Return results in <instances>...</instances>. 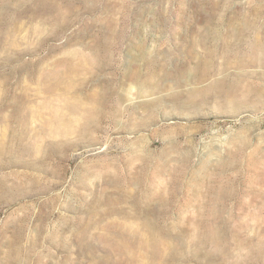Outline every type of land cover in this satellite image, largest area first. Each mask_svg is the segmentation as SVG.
Segmentation results:
<instances>
[{"label": "rangeland", "instance_id": "rangeland-1", "mask_svg": "<svg viewBox=\"0 0 264 264\" xmlns=\"http://www.w3.org/2000/svg\"><path fill=\"white\" fill-rule=\"evenodd\" d=\"M263 43L264 0H0V264H264Z\"/></svg>", "mask_w": 264, "mask_h": 264}, {"label": "bare ground", "instance_id": "bare-ground-1", "mask_svg": "<svg viewBox=\"0 0 264 264\" xmlns=\"http://www.w3.org/2000/svg\"><path fill=\"white\" fill-rule=\"evenodd\" d=\"M51 21H52V19H51ZM13 38H14V37H13ZM11 40H12V39H11ZM17 40H18V39H17ZM12 42H14V41H12ZM260 43H262V42H260ZM263 45H264V43H263ZM104 46H105V45H104ZM260 46H261V45H260ZM260 46H259V47H260ZM108 47H110V46H108ZM108 47H107V48H108ZM70 52H71V51H70ZM94 53H95V52H94ZM76 54H77V53H76ZM96 54H97V53H96ZM96 54H95V55H96ZM67 55H68V54H67ZM70 55H71V54H70ZM72 55H73V52H72ZM68 56H69V55H68ZM73 56H75V54H74ZM96 56H97V55H96ZM259 56H260V58H261V55H260V54H259ZM259 56H258V57H259ZM77 57H78V56H77ZM258 57L256 56L257 61H258ZM69 58H70V57H69ZM72 58H73V57H72ZM85 58H86V57H85ZM94 58H95V56H94ZM94 58H93V59H94ZM99 58H100V57H99ZM260 58H259V59H260ZM62 59H63V58H62ZM65 59H66V58H65ZM65 59H64V60H65ZM67 59H68V57H67ZM75 59H77V58H75ZM78 59H79V57H78ZM100 59H101V58H100ZM69 60H70V59H69ZM72 60H73V59H72ZM107 60H108V59H107ZM109 60H110V59H109ZM261 60H262V59H261ZM261 60H260V61H261ZM263 60H264V59H263ZM59 61H60V60H59ZM74 61H75V60H74ZM58 63H59V62H58ZM58 63H57V64H58ZM63 63H64V62H63ZM66 63H67V62H66ZM100 63H101V62H100ZM261 63H262V62H261ZM57 64H56V65H57ZM263 64H264V63H263ZM56 65H55V66H56ZM78 65H79V64H78ZM83 65H84V64H83ZM98 65H99V64H98ZM72 66H73V65H72ZM94 66H95V64H94ZM56 67H57V66H56ZM67 67H68V66H67ZM85 67H86V66H85ZM92 67H93V66H92ZM48 68H49V67H48ZM53 68H54V66H53ZM75 68H76V67H75ZM75 68H74V69H75ZM77 68H78V66H77ZM80 68H81V67H80ZM44 69H45V68H44ZM49 69H51V67H50ZM65 69H66V67H65ZM68 69H69V68H68ZM70 69H71V67H70ZM74 69H73V70H74ZM84 69H86V68H84ZM84 69H83V70H84ZM66 70H67V69H66ZM77 71H78V70H77ZM79 71H80V70H79ZM57 72H58V71H57ZM62 72H63V71H62ZM69 72H70V71H69ZM48 73H49V72H48ZM59 74H60V73H59ZM34 75H35V74H34ZM49 76H50V75H49ZM51 76H52V75H51ZM76 76H77V75H76ZM76 76H75V77H76ZM260 77H262V76H260ZM54 78H55V77H54ZM57 78H58V77H57ZM65 78H66V75H65ZM68 78H69V77H68ZM42 79H43V78H42ZM55 79H56V78H55ZM60 79H62V77H60ZM70 79H71V78H70ZM79 79H80V78H79ZM244 79H245V78H244ZM73 80H74V79H73ZM48 81H50V80H48ZM71 81H72V79H71ZM55 82H56V81H55ZM72 82H73V81H72ZM237 82H238V81H237ZM242 82H243V81H242ZM67 83H68V82H67ZM73 83H74V82H73ZM44 84H45V83H44ZM57 84H59V83H57ZM65 84H66V83H65ZM251 84H252V83H251ZM251 84H250V85H251ZM42 85H43V84H42ZM59 85H60V84H59ZM81 85H82V84H81ZM250 85H249L248 87H250ZM253 85H254V84H253ZM253 85H252V86H253ZM261 85H262V84H261ZM48 86H49V85H48ZM54 86H55V85H54ZM71 86H72V85H71ZM245 86H246V85H245ZM245 86H244V88H245ZM255 86H256V85H255ZM42 87H43V86H42ZM57 87H58V86H57ZM60 87H62V86H60ZM65 87H66V86H65ZM67 87H68V86H67ZM248 87H247V88H248ZM258 87H259V86H258ZM62 88H63V87H62ZM70 88H71V87H70ZM79 88H80V87H79ZM244 88H243V89H244ZM256 88H257V87H256ZM26 89H27V88H26ZM73 89H74V88H73ZM249 89H250V88H249ZM249 89H248V91H249ZM263 89H264V88L262 87V90H263ZM64 90H65V89H64ZM64 90H63V91H64ZM68 90H70V89H68ZM68 90H67V91H68ZM239 90H240V88H239ZM241 90H242V89H241ZM245 90H246V92H247V89H245ZM262 90H261V91H262ZM256 91H257V90L255 89V92H256ZM242 92H244V90H242ZM242 92H241V94H242ZM246 92H245V93H246ZM249 92H251V90H250ZM249 92H248V93H249ZM255 92H254V93H255ZM58 93H59V92H58ZM97 93H98V91H97ZM256 93H258V91H257ZM261 93H262V92H261ZM52 94H53V93H52ZM63 94H64V93H63ZM67 94H70V93H67ZM98 94H99V93H98ZM236 94H237V93H236ZM236 94H235V96H236ZM250 94H251V93H250ZM10 95H11V94H10ZM28 95H29V94H28ZM103 95H104V94H103ZM233 95H234V93H233ZM246 95H247V94H246ZM253 95H254V94H253ZM258 95H259V94H258ZM263 95H264V94H263ZM65 96H67V95H65ZM68 96H69V95H68ZM92 96H93V95H92ZM239 96H240V95H239ZM13 97H14V96H13ZM25 97H26V96H25ZM97 97H98V96H97ZM105 97H106V96H105ZM107 97H108V96H107ZM250 97H251V96H250ZM261 97H262V94H261ZM17 98H18V97H17ZM22 98H23V97H22ZM22 98H21V99H22ZM27 98L29 99V97H27ZM30 98H31V97H30ZM53 98H54V97H53ZM91 98H92V97H91ZM98 98H99V97H98ZM245 98H246V97H245ZM31 99H32V98H31ZM43 99H44V98H43ZM45 99H46V98H45ZM67 99H68V98H67ZM92 99H93V98H92ZM241 99H243V96H242ZM247 99H248V98H247ZM23 100H24V99H23ZM32 100H33V99H32ZM68 100H70V99H68ZM76 100H77V99H76ZM78 100H79V99H78ZM112 100H113V99H112ZM26 101H27V99H26ZM73 101H74V100H73ZM90 101H91V100H90ZM113 101H114V100H113ZM236 101H239V100H236ZM255 101H256V100H255ZM16 102H17V101H16ZM19 102H20V101H19ZM22 102H23V101H21V103H22ZM31 102H32V101H31ZM44 102H45V101H44ZM94 102H95V101H94ZM107 102H108V101H107ZM115 102H116V101H115ZM258 102H259V101H258ZM38 103H39V102H38ZM62 103H63V102H62ZM78 103H79V102H78ZM91 103H92V102H91ZM91 103H90V104H91ZM255 103H257V101H256ZM66 104H68V103H66ZM74 104H76V103H74ZM74 104H72V108H73L74 110H76L77 112L79 111L80 114H83L84 111L81 109L82 107L76 106V105H74ZM109 104H110V102H109ZM150 104H151V103H150ZM150 104H149V105H150ZM252 104H254V103H252ZM257 104H258V103H257ZM15 105H16V103H15ZM59 105H62V104H59ZM95 105L97 106V104H95ZM103 105H104V104H103ZM115 105H116V104H115ZM118 105H119V104H118ZM239 105H240V104H239ZM254 105H256V104H254ZM259 105H260V104H259ZM16 106H17V105H16ZM22 106H23V105H22ZM92 106H93V104H92ZM100 106H102V105H100ZM111 106H112V105H111ZM23 107H24V106H23ZM26 107H27V106H26ZM26 107H25V108H26ZM65 107H66V106H65ZM86 107H87V106L85 105V108H86ZM94 107H95V106H94ZM106 107H107V106H106ZM85 108L83 107V109H85ZM99 108H100V107H99ZM104 108H105V107H104ZM110 108H111V107H110ZM22 109H24V108H22ZM22 109H20V110H22ZM33 109H34V108H33ZM55 109H56V108H55ZM60 109H61V108H60ZM60 109H56V110H58V112L55 113L56 115H57V114H62ZM93 109H94V108H93ZM96 109H98V108H96ZM102 109H103V108H102ZM106 109H107V108H106ZM20 110H19V111H20ZM69 110H70V109H69ZM118 110H119V109H118ZM26 111H27V110H26ZM72 111H73V110H72ZM90 111H91V110H90ZM95 111H96V110H95ZM111 111H112V110H111ZM13 112H14V111H12V113H13ZM20 112H21V111H20ZM29 112H30V111H29ZM54 112H55V111H54ZM101 112H103V111H101ZM116 112H117V111H116ZM24 113H25V112H24ZM89 113H90V112H88L87 114H89ZM99 113H100V112H99ZM112 113H113V112H112ZM0 114H1V113H0ZM10 114H11V113H10ZM18 114H19V113H18ZM25 114H26V113H25ZM28 114H29V113H28ZM31 114H32V113H31ZM80 114H79V115H80ZM85 114H86V113H85ZM96 114H97V113H96ZM107 114H108V113H107ZM110 114H111V113H110ZM134 114H135V113H134ZM8 115H9V113H8ZM8 115H7V116H8ZM14 115H15V114H14ZM52 115H53V113H52ZM52 115H51V116H52ZM113 115H114V114H113ZM118 115H119V114H118ZM11 116H12V115H11ZM11 116H10V117H11ZM30 116H31V115H30ZM83 116H84V115H83ZM94 116H95V113H94ZM110 116H111V115H110ZM110 116H109V117H110ZM1 117H2V116H1ZM1 117H0V119H2ZM4 117H5V116H4ZM10 117H8V118H10ZM18 117H19V116H18ZM21 117H22V116H21ZM21 117H20V118H21ZM69 117H70V116H69ZM79 117H80V116H79ZM85 117H86V118H89V119L91 120L90 116H89V117L85 116ZM105 117H106V116H105ZM13 118H14V117H13ZM15 118H16V117H15ZM51 118H52V117H51ZM66 118H67V117H66ZM5 119H7V118H5ZM5 119H4V120H5ZM27 119H28V118H27ZM68 119H69V118H68ZM68 119H67V120H68ZM71 119H72V118H71ZM7 120H8V119H7ZM62 120H63V119H62ZM78 120H81V119H78ZM78 120H76V121H78ZM83 120H84V118H83ZM83 120H81V121H83ZM85 120H86V122H88L87 119H85ZM85 120H84V121H85ZM96 120H97V119H96ZM19 121H20V120H19ZM53 121H54V124H53V125H54V132H55V133H61V132H64V133H65V132H66V131H64V130H65V128H64V127H65V123H68V124L71 123V120H70V119H69L68 122H65V123H64V121L62 122L60 118H57L56 120H55V118H54ZM65 121H66V119H65ZM84 121H83V122H84ZM91 121H92V120H91ZM22 122H23V121H22ZM28 122H29V119H28ZM28 122H27V123H28ZM83 122L80 123V124H83ZM7 123H8V121H7ZM7 123H6V124H7ZM15 123H17V121H16ZM72 123H73V122H72ZM76 123H77V122H76ZM78 123H79V122H78ZM89 123H90V122H89ZM89 123H87V124H89ZM92 123H93V121H92ZM99 123H100V122H99ZM8 124H9V123H8ZM28 124H29V123H28ZM49 124H50V123H49ZM90 124H91V123H90ZM4 125H5V124H4ZM72 125H73V124H72ZM72 125H71V127H69V125H68V128H69L68 133L70 132V130H71V128H72ZM94 125H95V124H94ZM9 126H10V125H9ZM17 126H20V125L17 123ZM22 126H23V125H22ZM29 126H30V125H29ZM48 126H49V125H48ZM77 126H78V125L76 124V127H77ZM82 126H83V125H82ZM82 126H81V127H82ZM6 127L9 128L8 125H7ZM74 127H75V126L73 125V128H74ZM76 127H75V128H76ZM84 127H86V126H84ZM92 127H93V126H92ZM95 127H96V126H95ZM2 128H3V127H2ZM13 128H14V127H13ZM26 128H27V127H26ZM48 128H49V127H48ZM4 129H5V128H4ZM10 129H11V128H10ZM28 129H29V128H28ZM40 129H41V127H40ZM79 129H80V128H79ZM86 129H87V128H86ZM88 129H89V128H88ZM88 129H87V130H88ZM90 129H92V128H90ZM90 129H89V130H90ZM97 129H98V128H97ZM26 130H27V129H26ZM81 130H82V128H81ZM6 131H7V130H6ZM35 131H37V129H36ZM75 131H77V130L75 129ZM79 131H80V130H79ZM84 131H85V129H84ZM92 131H94V130H92ZM92 131H91V132H92ZM8 132H9V131H8ZM27 132H28V131H27ZM31 132H32V130H31ZM37 132H38V131H37ZM49 132H50V131H49ZM72 132H74V131H72ZM72 132H70V133H72ZM87 132H88V131H87ZM9 133H10V132H9ZM35 133H36V132H35ZM80 133H82V132L80 131L79 134H80ZM83 133H86V131L83 132ZM89 133H90V132H89ZM93 133H94V132H93ZM32 134H33V133H32ZM38 134H39V133H38ZM50 134H51V133H50ZM73 134H75V132H74ZM79 134H78V135H79ZM2 135H3V136H2ZM52 135H54V134H52ZM0 136H2V138L0 139V166L3 165V164H7V163H8V161H7L6 163H4V161H3V159H2L3 157L5 158V156H7V155H10L11 158H12V159H10V162H12V161H17V158H16V160L14 159V155H16L15 152L18 151L19 149H23V152H26V151H33V150H36V151H37V149L40 147L38 144L35 145V144H32V143H31L32 145H29V146L24 145V143H22V141H23V139H25V138L27 137V133L24 132V131H22V130H21V131L14 130L13 134H10V135H7V134H5V132H2V133H0ZM47 136H48V133H47ZM80 136H81V135H80ZM82 136H83V135H82ZM87 136H88V135H87ZM52 137H53V136H52ZM64 137H65V136H64ZM68 137H69V135H68ZM77 137H78V136H77ZM84 137H85V136H84ZM9 138H10L11 140L13 139V140H15V141L17 142V145H16L17 148H16L15 152L13 151V150H14V147H10V148H8V150L6 151V149H7V147H8V146H7V142H6V140H9ZM85 138H87V137H85ZM80 139H81V138H80ZM43 140H44V139H43ZM46 140H47V139H45V141H46ZM55 140H56V139H55ZM64 140H66V139H64ZM88 140H89V139H88ZM91 140H92V139H91ZM28 141H30V140H28ZM28 141H27V142H28ZM36 141H37V140H36ZM49 141H50V139H49ZM51 141H52V139H51ZM62 141H63V139H62ZM16 142H15V143H16ZM46 142H47V141H46ZM168 142H169V141H167V143H168ZM173 142H174V141H173ZM243 142H245V141H243ZM10 143H11V142H10ZM15 143H14V144H15ZM38 143H39V142H38ZM51 143H52V142H51ZM47 144H49V143H47ZM52 144H53V143H52ZM59 144H60V143H59ZM172 144H173V143H172ZM246 144H247V143H246ZM23 145H24V146H23ZM65 145H66V143H65ZM175 145H176V144H175ZM175 145H174V146H175ZM55 146H56V145H55ZM243 146H244V145H243ZM246 146H247V145H246ZM48 147H49V146H48ZM65 147H66V146H65ZM176 147H177V145H176ZM241 147H242V146H241ZM40 148H41V147H40ZM130 148H132V147H130ZM53 149H55V148H54V144H53ZM56 149H57V148H56ZM58 149H59V148H58ZM65 149H67V148H65ZM138 149H139V148H138ZM171 149H172V148H171ZM176 149H177V148H176ZM242 149H243V148H242ZM50 150H52V148H51ZM130 150H131V149H130ZM147 150H148V149H147ZM240 150H241V149H240ZM48 151H49V150H48ZM138 151H139V150H138ZM18 152H19V151H18ZM42 152H43V150L41 151V154H42ZM16 153H17V152H16ZM141 153H142V152H140V154H141ZM30 154H31V153H30ZM132 155H133V154H132ZM132 155H131V157H132ZM134 155L136 156V154H134ZM142 155H143V153H142ZM16 156H17V155H16ZM30 156H32V155H30ZM49 156H50V155H49ZM139 156H140V155H139ZM148 156H149V155H148ZM35 157H36V156H35ZM141 157H142V156H141ZM62 158H63V157H62ZM132 158H133V157H132ZM135 158H136V157H135ZM135 158H134V159H135ZM151 158H152V157H151ZM13 159H14V160H13ZM18 159H19V157H18ZM37 159H38V158H37ZM37 159H36V160H37ZM130 159H131V158H130ZM140 159H141V158H140ZM147 159H148V158H147ZM40 160H41V159H40ZM142 160H143V159H142ZM31 161H32V159H31ZM126 161H127V160H126ZM129 161H130V160H129ZM233 161H234V160H233ZM233 161H232V162H233ZM35 162H36V161H35ZM229 162H230V160H229ZM238 162H239V161H238ZM238 162H237V163H238ZM38 163H40V162H38ZM110 163H111V162H110ZM205 163H206V162H205ZM205 163H204V165H205ZM230 164H232V163H230ZM233 164H235V162H233ZM110 165H111V164H110ZM110 165H109V166H110ZM129 165H130V163H129ZM207 165H208V164H207ZM16 166H17V165H16ZM163 166H164V165H163ZM230 166H232V165H230ZM233 166H234V165H233ZM44 167H45V166H44ZM115 167H116V166H115ZM203 167H204V166H203ZM105 168H106V167H105ZM158 168H159V167H158ZM205 168H207V167H205ZM106 169H107V168H106ZM145 169H146V168H145ZM147 169H148V167H147ZM156 169H157V168H156ZM150 170H151V169H150ZM11 171H12V170H11ZM144 171H145V170H144ZM146 171H147V170H146ZM15 172H16V171H15ZM19 172H20V171H19ZM2 173H3V172H2ZM16 173H17V172H16ZM24 173H26V172H24ZM0 174H1V173H0ZM7 174H8V173H6V175H7ZM9 174H11V173H9ZM17 174H18V173H17ZM20 174H21V173H20ZM27 174H28V173H27ZM31 174H32V173H31ZM95 174H96V173H95ZM13 175H14V173H13ZM30 176H31V175H30ZM196 176H197V175H196ZM196 176H194V177H196ZM6 177H7V176H6ZM6 177L4 176V178H6ZM23 177H24V176H23ZM127 177H128V176H127ZM129 177H130V176H129ZM150 177H151V176H150ZM7 178H8V177H7ZM7 178H6V179H7ZM12 178H13V177H12ZM36 178H37V177H36ZM144 178H145V177H144ZM146 178H147V176H146ZM154 178H156V177L154 176ZM183 178H184V177H183ZM20 179H21V178H20ZM20 179H19V180H20ZM27 179H28V178H27ZM27 179L25 178L24 180H27ZM112 179H113V178H112ZM156 179H157V178H156ZM195 179H196V178H195ZM144 180H145V179H144ZM149 180H150V179H149ZM183 180H184V179H183ZM192 180H194V179H192ZM17 181H18V180H17ZM20 181H21V180H20ZM31 181H32V180H31ZM34 181H35V180H34ZM39 181H40V178H39ZM80 181H81V180H80ZM109 181H111V180H109ZM113 181H114V180H113ZM113 181H112V182H113ZM4 182H6V180H3V178H2V180H0V186H2ZM9 182H10V181H9ZM12 182H13V181H12ZM12 182H10V183H12ZM26 182H27V181H26ZM143 182H144V181H143ZM177 182H178V181H177ZM10 183H9V184H10ZM14 183H18V185H19V182H14ZM80 183H81V182H80ZM107 183H108V182H107ZM113 183H115V182H113ZM194 183H195V182H194ZM5 184H6V183H5ZM30 184H32V183H30ZM109 184H110V183H109ZM173 184H174V183H173ZM21 185H23V183H22ZM21 185H20V186H21ZM84 185H85V184H84ZM4 186H5V185H3V187H4ZM1 188H2V187H1ZM5 188H6V187H5ZM8 188H9V187H8ZM11 188H12V187H11ZM15 188H16V186H15ZM17 188H18V186H17ZM21 188H22V187H21ZM18 189H19V188H18ZM3 190H5V189H3ZM7 190H8V189H7ZM11 190H15V189L12 188ZM9 191H10V190H9ZM9 191H8V192H9ZM2 192H3V191H2ZM2 192H1V193H2ZM15 192H16V191H15ZM23 192H24V191H23ZM23 192H22V193H23ZM2 194H5V192H3ZM6 195H8V194H6ZM9 195H10V194H9ZM11 195H12V194H11ZM11 195H10V196H11ZM20 195H21V194H20ZM16 196H17V195H16ZM18 196H19V195H18ZM160 198H161V197H160ZM93 202H94V201H93ZM214 208H215V207H214ZM218 212H219V211H218ZM92 213H93V212H92ZM128 213H129V212H128ZM129 214L131 215V213H129ZM212 215H213V214H212ZM214 216H215V215H214ZM217 217H218V216H217ZM131 218H132V216H131ZM212 218H214V217H212ZM15 219H16V217H15ZM26 219H27V218H26ZM235 219H236V218H235ZM9 220H10V219H9ZM12 220H14V219L12 218L11 221H10V223L12 222ZM24 220H25V217H24ZM25 222H26V221H25ZM86 222H87V221H86ZM8 223H9V222H8ZM10 223H9V224H10ZM84 223H85V222H84ZM84 223H83V225H84ZM87 223H88V222H87ZM90 223H91V220H90ZM209 223H210V222H209ZM219 223H220V222H219ZM13 224H14V223H13ZM16 224H17V223H16ZM240 224H241V222H240ZM21 225H22V223H21ZM21 225H20V227H21ZM23 225H24V224H23ZM214 225H215V224H214ZM216 225H217V223H216ZM221 225H222V227H223V224H221ZM230 225H231V223H230ZM4 226H5V223H4ZM7 226H8V225H7ZM84 226H85V225H84ZM219 226H220V225H219ZM14 227H15V226H14ZM22 227L25 228L26 226H22ZM210 227H211V225H210ZM212 227H213V225H212ZM231 227H232V226H231ZM239 227H240V226H239ZM244 227H245V226H244ZM204 228H205V227H204ZM207 228H208V227H206V229H207ZM248 228H250V227L248 226ZM80 229H81V228H80ZM86 229H87V228H86ZM86 229H84V232H85ZM213 229H214V228H213ZM213 229H212V230H213ZM240 229H241V228H240ZM244 229H246V227H245ZM244 229H243V230H244ZM222 230H223V229H222ZM226 230H227V229H226ZM237 230H238V228H237ZM237 230H236V232H237ZM19 231H20V229H19ZM77 231H78V230H77ZM80 231H81V230H80ZM217 231H218V229H216V227H215V230H213V234H214V235L212 236V237H213L212 242H215V241L217 242L218 239H219V236H220V235H219V232H217ZM238 231H239V230H238ZM20 232H21V231H20ZM227 232H228V231H227ZM229 232H230V231H229ZM231 232H232V231H231ZM231 232H230V233H231ZM79 233H80V232H79ZM79 233H78V234H79ZM116 233H117V232H116ZM118 233H119V232H118ZM224 233H225V232H224ZM238 233H239V232H238ZM238 233H237V236H238ZM240 233H241V232H240ZM82 234H83V233H82ZM85 234H86V233H85ZM17 235H18V234H17ZM80 235H81V234H80ZM80 235H79V236H80ZM239 235H240V234H239ZM19 236H21V235H19ZM19 236H18V237H19ZM231 236H232V234H231ZM233 236H235V234H234ZM81 237H82V235H81ZM228 238H229V237H228ZM238 238H239V237H238ZM222 239H223V238H222ZM234 239H235V237H234ZM239 239H240V238H239ZM247 239L249 240V239H251V238H248V237H247ZM224 240H225V239H224ZM243 240H244V239H243ZM248 240H245V241H248ZM226 242H227V241H226ZM236 242H237V241H236ZM36 243H37V242H36ZM204 243H205V242H204ZM244 244H245V243H244ZM180 245H181V244H180ZM234 245H235V244H234ZM225 246H226V245H225ZM116 248H117V247H116ZM225 249H226V248H225ZM18 251H19V250H18ZM184 251H185V250H184ZM167 252H168V251H167ZM218 252H219V251H218ZM232 253H233V252H232ZM205 255H206V254H205ZM217 255H218V254H217ZM184 256H185V255H184ZM218 256H220V255H218ZM229 256H230V255H229ZM110 258H111V257H110ZM218 258H219V257H218ZM8 259H9V258H8ZM219 259H220V258H219ZM221 259H222V258H221ZM171 260H172V259H171ZM176 260H177V259H176ZM209 260H210V259H209ZM227 260H228V258H227ZM3 261H4V260H3ZM8 261H9V260H8ZM15 261H16V260H15ZM183 261H184V260H183ZM1 263H2V262H1ZM94 264H96V263H94Z\"/></svg>", "mask_w": 264, "mask_h": 264}]
</instances>
